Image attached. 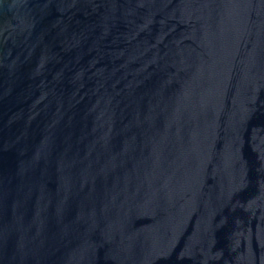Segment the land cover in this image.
Returning <instances> with one entry per match:
<instances>
[{
    "label": "water",
    "instance_id": "obj_1",
    "mask_svg": "<svg viewBox=\"0 0 264 264\" xmlns=\"http://www.w3.org/2000/svg\"><path fill=\"white\" fill-rule=\"evenodd\" d=\"M0 264H264V0H0Z\"/></svg>",
    "mask_w": 264,
    "mask_h": 264
}]
</instances>
